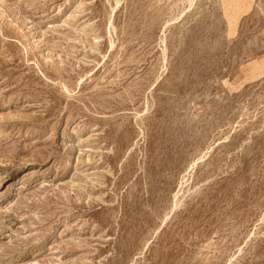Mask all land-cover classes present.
<instances>
[{
  "label": "rangeland",
  "instance_id": "obj_1",
  "mask_svg": "<svg viewBox=\"0 0 264 264\" xmlns=\"http://www.w3.org/2000/svg\"><path fill=\"white\" fill-rule=\"evenodd\" d=\"M0 264H264V0H0Z\"/></svg>",
  "mask_w": 264,
  "mask_h": 264
}]
</instances>
